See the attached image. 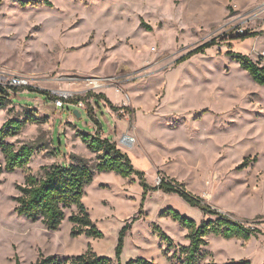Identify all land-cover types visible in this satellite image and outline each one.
<instances>
[{
	"label": "rangeland",
	"instance_id": "374dc122",
	"mask_svg": "<svg viewBox=\"0 0 264 264\" xmlns=\"http://www.w3.org/2000/svg\"><path fill=\"white\" fill-rule=\"evenodd\" d=\"M48 1L0 0V68L31 80L0 99V128L11 118L35 120L5 138L15 149L32 144L35 150L26 168L0 176V264H36L42 254L64 260L88 249L122 264L138 257L180 264L188 230L173 212L198 224L214 218L176 193L144 195L138 175L115 171L97 172L82 199L99 238L72 235L75 207L57 230L20 215L14 197L28 174L70 161L71 153L96 161L80 137L99 130L89 108L102 136L129 154L149 185L172 178L258 229L248 240L208 235L200 264H264V85L234 57L256 61L264 50V0ZM241 28L253 35L234 37ZM214 38L216 45L176 62ZM90 78L109 81L93 89ZM109 89L122 95L111 100L116 110L94 97L87 107L74 104ZM63 91L73 97L56 107ZM124 134L135 138L132 147L121 141Z\"/></svg>",
	"mask_w": 264,
	"mask_h": 264
},
{
	"label": "trees",
	"instance_id": "16d2710c",
	"mask_svg": "<svg viewBox=\"0 0 264 264\" xmlns=\"http://www.w3.org/2000/svg\"><path fill=\"white\" fill-rule=\"evenodd\" d=\"M46 4L51 3L46 0ZM252 36L253 33H244L236 37L243 39ZM217 44L216 39L207 41L200 46L192 49L187 54L177 59V63L190 58L192 55L204 51L208 47ZM233 54V53H232ZM242 68L246 69L252 79L261 85H264V66L247 55L241 53L234 54ZM0 99H7L4 96L5 91H0ZM94 97L96 102L104 98L112 109H118L112 101L104 94L88 93L86 96L78 97V100H84ZM77 100V101H78ZM89 114L95 120L98 127L96 134L80 133L83 142L87 147L96 154V161H91L80 154L71 153L70 161L43 165L41 175L28 174L25 182L17 186L18 195L14 197L16 202V211L33 221L41 220L48 229L57 230L66 218V210L75 207L76 213L69 216L73 223L72 235L77 236L85 233L95 238L101 237L102 231L97 228L93 222L88 209L83 203V195L87 185H89L97 172L115 171L123 177H129L136 174L140 178L141 185L144 189V195L150 190H162L166 193H176L185 199L190 205L199 207L204 215H210L214 218L203 220L198 224L194 219L182 216L179 212H173L172 216L188 230L186 238L189 244L180 247V253L184 259L180 264H200L201 247L207 244L206 237L210 234L230 238H243L248 240L252 235L258 232V229L247 226L245 223L235 219L231 214L219 211L213 208L204 198L189 191L182 183L174 180L163 178L156 186L147 183L144 172L137 169L129 156L117 145L116 141L109 137L102 136V125L100 121L92 115L89 108ZM35 121L33 117L11 118L7 120L0 128V148L5 156V164L0 162V176L4 171L12 172L18 168H26L34 154L35 147L32 144H24L18 149L13 144L5 141L6 137L16 135L28 123ZM59 153V148L57 147ZM167 213H171L168 210ZM121 233L117 254L120 253L123 243V234ZM163 239L171 241V238L165 233ZM19 264V263H18ZM36 264H122L114 262L111 258L97 255L91 249L86 252L67 257L64 260L55 255L44 256L43 254L37 260ZM126 264H155L143 257L130 259ZM224 264H251L250 260L230 261Z\"/></svg>",
	"mask_w": 264,
	"mask_h": 264
},
{
	"label": "built area",
	"instance_id": "2783aa9c",
	"mask_svg": "<svg viewBox=\"0 0 264 264\" xmlns=\"http://www.w3.org/2000/svg\"><path fill=\"white\" fill-rule=\"evenodd\" d=\"M263 12H264V1H263ZM248 31H246L244 28L236 29L234 32V37L244 34ZM251 33V32H248ZM261 66H264V50L261 51L256 56V61ZM91 83V88L93 89H99L104 87L106 84H108L109 79H94L90 78L88 79ZM31 85V80L29 77H27L24 74L20 73H14V72H8L0 68V91L3 90L5 93L9 92L10 89H19V88H28ZM1 93V92H0ZM2 94V93H1ZM73 97V93L71 91H63L61 93V96L55 101L56 107H64L65 103L69 101V99ZM77 108L87 107V101L84 100H78L74 103ZM127 138V144L130 145L135 141V138H133L130 135L125 134Z\"/></svg>",
	"mask_w": 264,
	"mask_h": 264
},
{
	"label": "crops",
	"instance_id": "0c3cea01",
	"mask_svg": "<svg viewBox=\"0 0 264 264\" xmlns=\"http://www.w3.org/2000/svg\"><path fill=\"white\" fill-rule=\"evenodd\" d=\"M105 95L110 99V100H120L122 98V95L120 93H118L117 91H115L114 89H109L108 91H106ZM104 99V98H101ZM105 100V99H104ZM106 101V100H105ZM106 104H108L106 102ZM108 109V108H107ZM79 116V112L78 114H76ZM105 134V133H104ZM106 136V134H105Z\"/></svg>",
	"mask_w": 264,
	"mask_h": 264
},
{
	"label": "bare ground",
	"instance_id": "6f19581e",
	"mask_svg": "<svg viewBox=\"0 0 264 264\" xmlns=\"http://www.w3.org/2000/svg\"><path fill=\"white\" fill-rule=\"evenodd\" d=\"M121 141H122L123 143L127 144V138H126L125 134L122 135V137H121ZM129 147H132V146L129 145Z\"/></svg>",
	"mask_w": 264,
	"mask_h": 264
},
{
	"label": "water",
	"instance_id": "95a60500",
	"mask_svg": "<svg viewBox=\"0 0 264 264\" xmlns=\"http://www.w3.org/2000/svg\"><path fill=\"white\" fill-rule=\"evenodd\" d=\"M78 112H79L78 110H75V113H76V114H78Z\"/></svg>",
	"mask_w": 264,
	"mask_h": 264
}]
</instances>
